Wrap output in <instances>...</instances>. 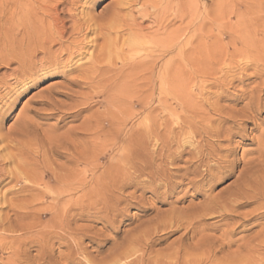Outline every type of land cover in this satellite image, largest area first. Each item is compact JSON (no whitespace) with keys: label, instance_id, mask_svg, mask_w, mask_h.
<instances>
[{"label":"bare ground","instance_id":"bare-ground-1","mask_svg":"<svg viewBox=\"0 0 264 264\" xmlns=\"http://www.w3.org/2000/svg\"><path fill=\"white\" fill-rule=\"evenodd\" d=\"M98 1L0 0V70L9 71L0 74V102L39 81L62 78L58 87L36 96L39 108L22 121L16 135L0 134V185L8 180L13 186L7 191L17 188L24 194L0 198L10 213L0 215V251H8L2 264H145L146 257L137 256L139 232L133 233L138 241L131 239L129 246L116 240L113 248L121 247L97 259L85 252L81 240L97 248L109 240L88 224H76L85 218L113 226L121 217L118 205L126 180L136 187L141 178L153 197L164 202L180 186L203 196L193 210L166 202L169 209L157 218L152 234L181 229L185 238L196 229L200 235L210 230L205 221L212 216L220 223L240 219L218 239L202 236L199 257L181 264H258L264 225L252 239L241 241L242 251L232 237L249 228L243 229L246 221L264 220V165L259 169L263 162L257 168L244 156L242 163L236 160L233 139L243 140L248 124L259 130L257 116L264 109V17L257 15L264 0H236L235 23L220 11L195 23L194 0H113L104 14L93 16ZM237 87L232 106H222ZM85 113L66 135H56L57 126L44 130L37 122L55 117L59 123L77 121ZM258 139L257 153L264 159V130ZM49 155L66 156L70 170L52 168ZM184 156L188 159L179 167ZM103 160L109 163L101 165ZM240 164L225 197L222 192L207 195L233 177ZM129 199L137 202L130 196L122 203L130 205ZM247 206L253 208L242 213ZM238 242L234 252L231 247ZM55 244L65 246L66 253L56 257ZM29 245L36 248L33 257L27 254ZM177 252H168L166 259L178 264L186 254ZM164 261L153 262L171 264Z\"/></svg>","mask_w":264,"mask_h":264},{"label":"rangeland","instance_id":"rangeland-1","mask_svg":"<svg viewBox=\"0 0 264 264\" xmlns=\"http://www.w3.org/2000/svg\"><path fill=\"white\" fill-rule=\"evenodd\" d=\"M112 1L113 0H107V2L105 3L104 0H99L96 3V5H101V6L99 7L98 10L94 6L93 9L91 10V14L93 16H98V15L104 14L105 11H106V9H108V6L111 4ZM214 2H216V4ZM218 4H220V5H218ZM232 6H233V8H232ZM262 8H263L262 11L259 14H257V15H260V16L264 17V7H262ZM218 11H220V12L226 14V15L228 14L229 15V18L232 21V23H235L236 19L234 18V13L236 11H238V4H237L236 0H219V1L218 0H194V9H193V16L194 17H193V19H194V22L195 23L198 22V21H200V18L202 19V18L211 17L215 12H218ZM134 12H135V10H134ZM146 24H149V23H146ZM212 32H213V34H216V31L215 30H213ZM226 36L228 37V35H226ZM226 36H225V40H227ZM1 73L2 74H4V73H7L8 74L9 71H7L6 67H3L0 70V74ZM61 80H62V78L60 76H58V77L57 76L51 77V78L45 79V80H43L41 82L39 81L37 84H35L30 89L28 88L27 90H25L24 93L22 92V94L19 95V96H15V95H13V96H7L5 99H3L2 102H0V111H1V113H0V130H1L0 132L1 133L0 134L7 135L9 133L10 135H14V134L16 135L17 132H18V130H19V127H20V124L22 123V121L26 117H31L32 116V113L31 112H33L35 109H38L39 108L35 104L36 101H37L36 100V96L40 92H43V91L45 92V90H47L48 88L53 89V87H55V88H56V86L58 87L60 85V83H61ZM249 82H252V80H250ZM10 83H13V81H10ZM238 88L239 87H237V89H234L235 91L233 89L229 91V94L230 95L228 94V99L224 100L223 101L224 103L221 102V105L222 106H224V107H228V105L229 106H232V105H230V103H231V100H232V98L234 96V93L236 94L237 91L240 90ZM1 95H4V92H2V90L0 91V96ZM56 100H58L60 103L65 102L62 98H60V99L58 98ZM240 106L241 105L236 106V107L239 108ZM98 107L99 106L96 105L94 109H97ZM157 109L159 110V109H161V107L157 106ZM88 114L89 113H85V114L81 115V117L77 121H74L72 119L66 118V119H64V121L62 123H59L57 121V119H56L57 117H55L53 119L44 120V121H37V122H39L42 125V128L44 130L47 129L48 127L56 128V126H57V127H59L58 128L59 130H57L55 134L56 135H60V134L66 135L65 132H67L68 129L77 127L81 123V121L83 120L82 118H84V116L85 117L88 116ZM139 121L140 120H134L132 123L135 124V123H137ZM256 124H257V127H259V130H257L258 128H256V130L253 131L252 130L253 127H254L253 124H248V126L246 127V131H245V133L243 135L244 138H242L243 140H241L240 138L233 139V145H237V146H234L236 149H234L235 151H234L233 157L236 158V160H238L241 163L246 160L245 162H248V161L253 162L254 163L253 165H255L257 163L261 165L262 162H263V164L261 166L260 165H255V166H257V168L260 166L259 167V169H260L264 165V159H262L263 157L261 158L259 156V154L257 153L258 152L257 149L259 147L258 145L260 144L259 143L260 142V139H258V138L260 136L261 131L264 130V109L257 116ZM252 140L254 141V143H253ZM257 143H259V144H257ZM260 145H262V144H260ZM263 146H264V141H263ZM263 146H261V147H263ZM262 149H264V147ZM62 155H64L63 151H62ZM185 157L186 156H184L183 159H181L182 162L177 163V165L179 167H183V165H184L183 162H186V160L188 159V157H186V158ZM241 157H243L245 160L242 159ZM47 158H49V162H50V164H52V168H55L57 165H62V172L68 171L71 168L70 165H69V163L67 162L66 156L65 157L62 156V158H57V157H54L52 155H49ZM101 163H102L101 165H103L104 163L106 165V164L109 163V161L103 160V161H101ZM6 168H9V167H6ZM81 168H82V165H80L78 167V169H81ZM241 169H242V166L240 164V166H238V168L236 169V173H235V175H233V177H227L224 180L220 181L219 183H217L212 188L211 191H209L210 193L207 192L209 194H207V193L206 194L208 196H211L212 195V197H214V195L217 196V194L219 195V193L222 192L220 194L221 195L224 194V197H225L226 196V193H227V188L229 187V184L235 179V177H236V175L238 173L237 171H239ZM130 173H131V171H130ZM128 180H126L127 184H125V185L128 186L129 188H127L125 186V188L123 189V191L120 192V194H122L121 195V197H122L121 200L122 199L124 200L126 197L128 198V197L132 196L134 198H137V202H138V205L139 206L136 204L137 202L135 200H134L135 202L133 201V199H129V200H132V201H129V204L130 205H127L126 202H123L122 203L123 200L122 201L120 200L121 203L123 204L122 205L121 203H119V205H118L119 206L118 208L119 209L121 208V211H122L121 212V217H118L116 219V221H115L116 223H114L113 226H112V224L109 221H108L109 223H107V225H106V223L100 222V221H98V222L97 221L96 222H88L87 221L86 222L85 221L86 220L85 218H83V220H78V222L76 221V224H78V225L81 224V226H84L86 224H88L86 226H89L90 225V227L94 230V231L92 230L93 232H96L97 234L99 233L98 235L102 234V235L106 236V239L109 240L108 243L102 244L99 248H97L95 244L94 245L91 244L89 242V240H87V239L81 240L82 241L81 245H82L83 249L85 250L86 253H89L91 255V257L93 256V257H96L97 259H99V258L102 259V257H105L106 256V254L107 255L108 254H111L113 252V250L115 251V250H117V248H120L121 247V246L120 247L117 246V247H114L113 248V244L115 242L118 241L117 242L118 244L120 242H122L124 244L125 241H128V243L129 242L131 243V242H133L134 240H136L138 238V236L136 234H133V233H138L139 232L140 233L139 234V238L142 237V240L140 238V242H139L138 241L139 238H138L137 239L138 242H136L137 245H139V246H137V250H139V248H140V250L137 251V256L140 253L139 255L142 254L141 255L142 258H145L146 257L145 258V260H146L145 264H147V262H149V264H154L153 261L155 259H156V261H161V262H163L165 260L164 262H167L168 263L170 261H169V259H166V258H169L170 257L169 253L172 255V253L174 254V251L177 252L178 250L180 251V250L183 249L184 251L182 250V252L184 254H182L181 251H180V253H179V251L177 252V253H179V256L186 254L185 255V258H184V256H181L182 258L179 257V260L180 261L178 262V264L179 263L181 264L183 261H186V262L188 261L189 262V260L190 261H193L192 259L194 257H197V256L199 257L200 248H198L197 245H199L200 242L202 241L201 240V237L202 236L205 235L204 237L208 236L209 238H212L213 236L214 237L216 236L215 239H218V238L221 237V235L223 233L228 232L229 231V228L231 230V227H233L240 220L238 217H236V219L235 218L234 219L232 218V219H228V221L226 220V221H222V223H220V222H218V219L215 218L214 216L210 217V219L207 217L208 219L205 221V224H206L207 228L210 226L208 228L210 230H207L206 232H204V234H201L200 235V232H199L200 229H196V230H194L191 234H189L185 238H182L183 231L181 229H179L178 231H176V233H172V234L170 233L169 235L166 234V232H162V231L161 232L159 231L158 233L152 234L153 233V230L152 229H153V227H155L154 225H156L157 218L160 217L162 214H165L166 213L165 211H168V209H169V205L166 202L174 203L175 204V207H178L180 209L181 208H183V209L186 208L185 210H189V209L193 210V209H195L199 205L198 202H200L201 200H203L202 199L203 196L201 194H197L196 192H194L192 190H189V191L184 190L185 187L183 188V186H180V187L177 188L178 190L176 189V191L173 193L171 199H169L168 201L164 202L163 200L160 199L161 197L158 198V199H155L153 197V194H151L152 193V189H149V188L146 187V185L144 184L143 178H141V180H142L141 184L138 185L139 183H137L136 187H134L132 184L130 185V183L128 182ZM7 182H8V180L4 181L0 185V196H1L0 198H3V197H6L7 196L5 199L9 200L8 197H10V199H11V198L14 197V195H16L15 198H17V197L18 198H21L20 195L22 197L24 196V194L18 192L17 188H16V190H14L15 189L14 188V189H12L10 191L9 190L7 191V189L9 188V186L10 187L13 186V184H9L8 185ZM134 188H135V190H133ZM137 189H139V190H137ZM14 191H15V193H14ZM225 191H226V193H225ZM131 192H132V194H131ZM6 193H8V194H6ZM4 194H5V196H4ZM123 194L124 195L126 194V195L123 196ZM123 197H125V198H123ZM138 198H139V200H138ZM140 198H141V201H140ZM159 200L161 201V203L162 202L163 203L161 204ZM46 201H49V199L47 198ZM140 202L143 203L142 205H144L146 208L144 206H141L140 205L141 204ZM124 204H126V205H124ZM0 205H1V207H0V215L1 216H4V215L9 214L8 216H10V213H8V207H6L7 205H4V204H0ZM124 206H125V208H124ZM193 206H195V208ZM143 207H144V209H143ZM152 208L154 209L153 211H152ZM249 208L252 209L253 207L252 206H247L244 209L243 208L240 209V211L242 210L241 212L242 213L244 212V214H246L247 212L250 211ZM125 209L127 211L126 213H125ZM246 210H249V211L246 212ZM74 211H75V209H74ZM75 212H77V211H75ZM159 212H160V215H159ZM162 212H164V213H162ZM241 212H238V214H242ZM125 215H127V216H125ZM149 218H151V219L149 220ZM118 219H120V221ZM229 220L231 222L233 221L232 222V225H230L231 222ZM117 221H119V222H117ZM148 221H149V224L153 225L152 227H151V225H148L149 231H151V232H148V230H147ZM216 222H217V224H215ZM137 224L139 226L140 225L141 226L139 227V226H137ZM226 224L229 225V226L227 227ZM222 225H224V227ZM262 225H264V220L263 219H256V220H253V221H246V223H244L243 229L247 228L248 226H249V228H247V230L245 229L246 230L245 232H242L241 229H239L240 231L238 230L235 233L236 236L233 235V237H232L233 241H239L240 243H241V241L242 242L244 241L243 243L247 242L249 240V238H251L252 236H254L255 232L257 233V231L260 230V228H261ZM104 226H106V227L109 226L112 229L111 231H113V232L107 231L106 229H104ZM116 226H118V228ZM143 226H145V227H143ZM215 226H217V227H215ZM114 227H115V229H114ZM142 227H143V229H141ZM250 227H251V230H250ZM144 228L146 229L145 232H143L144 231ZM214 228H215V230L216 229H219V230H216L215 231V230H213ZM133 229H135L136 231H133ZM226 229H227V231H226ZM104 230H106V231H104ZM116 230H118L119 233L116 232ZM141 232H143V233H141ZM145 233H146V235H144ZM148 233H149V235H148ZM128 234H129L130 237L128 236ZM6 235H8V234H6ZM210 235H211V237H210ZM122 237L124 239L125 238L126 239L124 240V239H122ZM143 238H145L146 240H149L150 239V241H145V243H146L145 244L144 241H143ZM235 238H237V239H235ZM238 238H240L241 240H238ZM131 239H134V240L131 241ZM245 239L246 240L248 239V240L246 241ZM142 241H143V243H142L143 245H140L139 243H141ZM152 241H154V242L156 241V242L154 243ZM239 242L232 245L231 249H234V252H236L237 244H240ZM62 243H64V242H62ZM128 243L125 242V244H128ZM130 243L128 244L129 246H130ZM243 243H241V245H239L240 247L238 246L240 248V249L238 248V252L240 250L242 251V247L244 245ZM148 244L150 246H152V247H150ZM57 245L58 244H55L54 247H53V249H54V255L56 257H58L57 255H59V254H61V255L62 254H65L66 251H67L65 246L61 245V247H62L61 248L59 245L58 246ZM126 246L127 245H125L123 247H126ZM184 247H185V249H184ZM112 248H113V250H112ZM194 248L195 249L197 248L194 251V253H193L194 256L191 254L192 257H190V254L189 253L190 252L192 253L193 250H194ZM142 249H143V251H142ZM147 249H149V250H147ZM27 250H28L27 251V254L29 253V255H28L29 257H31V256L33 257L34 255H36V248L35 247L33 248V247H31L29 245V247H27ZM141 251H142V253H141ZM147 251H148V254L146 255ZM229 251H230V253H231V251L233 252V250H229ZM226 252H227V250L224 251V253H223L224 256L228 255ZM164 253H165V256L166 255H169V257L168 256L164 257L163 256ZM197 253H198V255H197ZM239 254H243V253L241 252ZM143 255H144V257H143ZM156 255L157 256L159 255V257H157ZM7 256H8V251H5V252L4 251H0V260H1L0 261V264L4 263L6 261ZM100 256H102V257H100ZM148 256H151V257H154L155 256V259L153 260V258L150 257L148 259V261H147ZM256 256H257L255 258L256 262L257 263L259 262L258 264H264V261H263L264 260V251L262 253L260 252ZM79 257H81V256H77L76 258H78V260L79 259H82V258H79ZM222 257H223L222 254L221 255H217V258H219V259L222 258ZM150 259H152V260H150ZM162 259H164V260H162ZM79 261H80L79 264H84L83 260H82V262H81V260H79ZM150 261H152V262L150 263ZM171 264H175V263L172 262Z\"/></svg>","mask_w":264,"mask_h":264},{"label":"snow or ice","instance_id":"snow-or-ice-1","mask_svg":"<svg viewBox=\"0 0 264 264\" xmlns=\"http://www.w3.org/2000/svg\"><path fill=\"white\" fill-rule=\"evenodd\" d=\"M104 2L106 3L107 0H104ZM100 6H101V5H95V8L98 10Z\"/></svg>","mask_w":264,"mask_h":264}]
</instances>
